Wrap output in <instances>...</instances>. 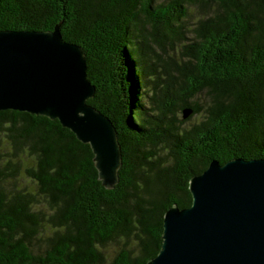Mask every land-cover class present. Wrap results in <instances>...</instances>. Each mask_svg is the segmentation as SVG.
Instances as JSON below:
<instances>
[{
	"label": "trees",
	"instance_id": "16d2710c",
	"mask_svg": "<svg viewBox=\"0 0 264 264\" xmlns=\"http://www.w3.org/2000/svg\"><path fill=\"white\" fill-rule=\"evenodd\" d=\"M57 26L116 127L119 181L58 120L0 111V264H145L194 176L264 159V0H0V31Z\"/></svg>",
	"mask_w": 264,
	"mask_h": 264
},
{
	"label": "water",
	"instance_id": "95a60500",
	"mask_svg": "<svg viewBox=\"0 0 264 264\" xmlns=\"http://www.w3.org/2000/svg\"><path fill=\"white\" fill-rule=\"evenodd\" d=\"M82 48L51 32L0 31V111L46 116L89 144L99 179L119 181L121 146L112 121L88 103ZM192 114L184 110L183 118ZM191 207L164 216L159 254L145 264H264V159L213 160L190 180Z\"/></svg>",
	"mask_w": 264,
	"mask_h": 264
},
{
	"label": "rangeland",
	"instance_id": "374dc122",
	"mask_svg": "<svg viewBox=\"0 0 264 264\" xmlns=\"http://www.w3.org/2000/svg\"><path fill=\"white\" fill-rule=\"evenodd\" d=\"M198 18H199V14H198L197 10L191 9L189 19L186 22V27H187L186 36H188L189 38H191L193 36L191 33V30L195 26V23L197 22Z\"/></svg>",
	"mask_w": 264,
	"mask_h": 264
}]
</instances>
